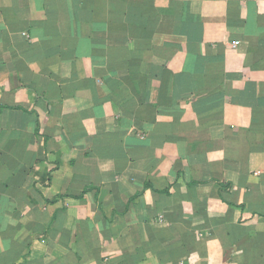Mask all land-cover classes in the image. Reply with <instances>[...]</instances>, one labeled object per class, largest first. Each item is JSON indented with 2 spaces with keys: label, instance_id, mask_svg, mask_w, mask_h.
Listing matches in <instances>:
<instances>
[{
  "label": "crops",
  "instance_id": "crops-1",
  "mask_svg": "<svg viewBox=\"0 0 264 264\" xmlns=\"http://www.w3.org/2000/svg\"><path fill=\"white\" fill-rule=\"evenodd\" d=\"M0 264H264V0H0Z\"/></svg>",
  "mask_w": 264,
  "mask_h": 264
},
{
  "label": "trees",
  "instance_id": "trees-1",
  "mask_svg": "<svg viewBox=\"0 0 264 264\" xmlns=\"http://www.w3.org/2000/svg\"><path fill=\"white\" fill-rule=\"evenodd\" d=\"M122 12L124 13V23L127 22V24H130L132 27L137 28L139 25L138 19H142L143 17L138 8L127 6L125 10L122 9ZM148 15H153V13H150Z\"/></svg>",
  "mask_w": 264,
  "mask_h": 264
}]
</instances>
